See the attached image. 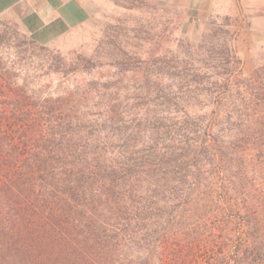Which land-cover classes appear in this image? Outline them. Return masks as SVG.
Here are the masks:
<instances>
[{
	"label": "trees",
	"instance_id": "trees-1",
	"mask_svg": "<svg viewBox=\"0 0 264 264\" xmlns=\"http://www.w3.org/2000/svg\"><path fill=\"white\" fill-rule=\"evenodd\" d=\"M21 64L0 59V264H264V94L128 122L117 98L91 113L92 87L55 94Z\"/></svg>",
	"mask_w": 264,
	"mask_h": 264
},
{
	"label": "rangeland",
	"instance_id": "rangeland-1",
	"mask_svg": "<svg viewBox=\"0 0 264 264\" xmlns=\"http://www.w3.org/2000/svg\"><path fill=\"white\" fill-rule=\"evenodd\" d=\"M99 7L89 21L47 44L35 42L14 17L1 15L0 59L21 62L20 77L55 94L74 88L86 94L92 87L91 113L117 98V108L130 113L128 122L134 110L146 109L210 118L219 109L242 111L239 98L247 93L264 94V44L244 42L241 48L237 17L210 18L192 38L182 14L166 0H102ZM144 77L151 84L142 88ZM159 89L166 103L135 104L141 95L159 97ZM219 96L232 103L218 105ZM185 261L211 264L201 252Z\"/></svg>",
	"mask_w": 264,
	"mask_h": 264
},
{
	"label": "crops",
	"instance_id": "crops-1",
	"mask_svg": "<svg viewBox=\"0 0 264 264\" xmlns=\"http://www.w3.org/2000/svg\"><path fill=\"white\" fill-rule=\"evenodd\" d=\"M102 0H0V16L17 19L37 43L47 44L89 21ZM182 14L184 32L196 38L210 18L239 19L241 48L264 44V0H166Z\"/></svg>",
	"mask_w": 264,
	"mask_h": 264
}]
</instances>
